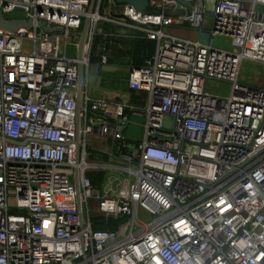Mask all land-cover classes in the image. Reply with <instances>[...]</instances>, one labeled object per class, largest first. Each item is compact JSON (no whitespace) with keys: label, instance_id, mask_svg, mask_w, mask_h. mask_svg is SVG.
Returning <instances> with one entry per match:
<instances>
[{"label":"built area","instance_id":"built-area-1","mask_svg":"<svg viewBox=\"0 0 264 264\" xmlns=\"http://www.w3.org/2000/svg\"><path fill=\"white\" fill-rule=\"evenodd\" d=\"M89 1L0 0L6 20L31 23L0 29V264H264V90L238 83L244 61L264 66V0H149L156 15L95 0L82 57L67 58ZM167 9L188 15L166 16ZM204 14L232 50L164 33L184 23L200 31ZM104 24L155 46L127 71V88L145 95L143 107H129L144 116L135 147L123 142L126 119L108 122L105 100L87 90L91 49L110 35ZM98 51L107 64V49ZM80 64L86 80L77 112ZM208 80L228 84L230 94H208ZM93 135L119 142L118 159L128 164L117 169L128 184L108 181L112 197L96 195L87 176L103 167L86 162ZM67 168L78 170L81 219ZM138 210L152 220L140 221ZM96 217L127 221L116 232L95 230Z\"/></svg>","mask_w":264,"mask_h":264},{"label":"crops","instance_id":"crops-1","mask_svg":"<svg viewBox=\"0 0 264 264\" xmlns=\"http://www.w3.org/2000/svg\"><path fill=\"white\" fill-rule=\"evenodd\" d=\"M103 28L110 35L106 39H96L95 45L91 49L89 61L90 63L87 74V90L93 98H100L105 100L106 108L104 110V114L107 115L108 122L119 125L123 118L126 119L127 122H125V127L122 128L121 135L123 138V142L127 146L131 147L132 144L129 140L124 137L123 130L128 128L130 121H138L136 120V118L139 117H142L144 119V116L141 113H134V111H132L129 107H143L145 105V95L135 93L127 88V71L128 68L133 65V42L136 39L145 40L146 38H144V36L139 33H132L131 31L122 28L112 27L107 24H104ZM78 42L79 39L76 38L77 50ZM100 45H104V47L108 51L107 53L109 59L108 63L105 65H102L100 63L98 51V46ZM151 55L146 53L144 56H140V58L146 59ZM74 58H76V56ZM90 64H92L95 71L91 87L89 84ZM93 136L94 137H91L90 140L94 141L95 138L99 137V139H101L104 144L109 145V148L111 147V151L109 150V152L107 153H101L99 156L97 155L96 160H92L94 159V156L92 154L87 155L90 159V161L88 162L89 164L108 167V169H104V171L103 167H100L99 171L91 172V174H97L99 172L104 173L103 181H107V183L109 180H111V178L112 180H116L117 176H110L106 174L109 173V170H117L119 168L124 169L128 166L126 162L118 159L117 144L119 145L120 143L114 142L110 137L106 138L100 137L98 135ZM112 154L114 157L112 156ZM113 158L115 160L117 159L120 164L117 165L116 163H114ZM128 182L126 184H128Z\"/></svg>","mask_w":264,"mask_h":264},{"label":"rangeland","instance_id":"rangeland-1","mask_svg":"<svg viewBox=\"0 0 264 264\" xmlns=\"http://www.w3.org/2000/svg\"><path fill=\"white\" fill-rule=\"evenodd\" d=\"M212 20L213 17L211 14H204V21L202 24V28L200 31H195L191 29H183V28H178V27H173V28H164V33L171 35V36H176L179 38H186L191 41H200V43L205 44V45H210L213 48L220 49V50H226L230 51L232 50L230 40L226 37H220V36H214L211 34V29H212ZM63 49H64V41L61 40L60 42V55L63 54ZM94 51V50H93ZM23 52L24 53H31L32 52V43L28 40L23 41ZM77 53V44H76V37L74 39L73 36H70L67 41V47H66V57L67 58H74ZM108 63V62H107ZM89 75H90V80L89 84L90 87L92 85V81L95 75L94 67L92 64H90L89 68ZM238 83L243 86H247L250 88L254 89H261L264 90V66L252 62H243L240 67L239 71V79ZM97 88V87H95ZM85 91V69L83 70V75H82V93ZM205 91L208 94L211 95H216L220 97H227L230 94V86L225 83L221 82H215L212 80L206 81L205 85ZM138 121H130V124L128 128L123 130V135L124 137L130 141L132 144L131 146L135 147L137 142H140L144 129V119L142 117L136 118ZM172 119L169 117H165L163 119V127L166 129H170L172 127ZM94 137V136H91ZM97 137V136H96ZM90 140V139H89ZM90 140L89 143L87 144V152L88 154H92L94 156V159L96 160L97 155L99 156L101 153H107L109 150L111 151V147L109 148V145L104 144L101 139L95 138L94 141ZM108 150V151H107ZM113 156V154H112ZM114 157V156H113ZM114 159V158H113ZM90 161L89 156L86 157V162L88 163ZM114 163L119 165V161L116 159L113 160ZM132 168L136 169V165L132 164ZM66 174L70 178V180L73 179V171L72 169H65ZM106 175H112V176H117L119 177V180L125 181L124 183L128 182V176L121 170H109V173ZM133 178H131V181L133 182ZM107 181H103L101 186L96 189V195L104 196L107 195V197H112L115 194V191H106ZM97 198H92L89 203H90V211L91 215L93 217L96 216L97 213ZM137 217L140 221L144 223H148L152 220V217L148 216L144 211L138 210L137 212ZM97 218V217H96ZM104 218V217H100ZM95 219V218H94ZM116 220V219H112Z\"/></svg>","mask_w":264,"mask_h":264},{"label":"water","instance_id":"water-1","mask_svg":"<svg viewBox=\"0 0 264 264\" xmlns=\"http://www.w3.org/2000/svg\"><path fill=\"white\" fill-rule=\"evenodd\" d=\"M117 4H123L127 3L131 5L135 10L139 11L142 14H145L146 10L150 14H159L160 11L158 9H154L149 5V0H114ZM94 3L95 0H90L89 5L86 10L87 16L84 17L82 28L80 33L78 34L79 42H78V50L76 57L77 59H81L83 54V49L85 45L86 35L89 27V15L93 13L94 9ZM166 16L175 17V16H181V15H188V11H181V10H174V9H167L165 11ZM31 27L30 22H25L23 20H13L9 21L6 20L1 14H0V29L15 33L20 28H28ZM184 29H189L187 23H184ZM46 32H52L51 29L43 28ZM81 85H82V66L81 64L78 65V79H77V112H79V105H80V95H81ZM76 151H75V163H78L79 161V137L77 136L75 141ZM137 153V151H134V155ZM73 185L75 189V197H76V207H77V215L81 219V207H80V199H79V175L78 170H74L73 175Z\"/></svg>","mask_w":264,"mask_h":264},{"label":"trees","instance_id":"trees-1","mask_svg":"<svg viewBox=\"0 0 264 264\" xmlns=\"http://www.w3.org/2000/svg\"><path fill=\"white\" fill-rule=\"evenodd\" d=\"M154 43L148 40L144 39H136L133 42L132 47V55H133V65L132 66H143L144 65V58H140V56H144L146 53L153 54L154 52ZM99 61V59H98ZM88 178L91 181V184L93 188L97 189L101 186L103 179H104V173H97V174H87ZM126 218L118 217L115 221L112 219H104L97 217L93 219V229L95 230H103V231H111L116 232L119 227L123 226L126 223Z\"/></svg>","mask_w":264,"mask_h":264}]
</instances>
